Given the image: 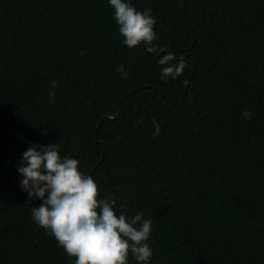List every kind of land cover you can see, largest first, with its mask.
Instances as JSON below:
<instances>
[{"label":"trees","instance_id":"1","mask_svg":"<svg viewBox=\"0 0 264 264\" xmlns=\"http://www.w3.org/2000/svg\"><path fill=\"white\" fill-rule=\"evenodd\" d=\"M127 2L184 58L177 79L122 42L108 0H0V264H74L20 187L34 144L152 220L148 264H264V0Z\"/></svg>","mask_w":264,"mask_h":264},{"label":"clouds","instance_id":"2","mask_svg":"<svg viewBox=\"0 0 264 264\" xmlns=\"http://www.w3.org/2000/svg\"><path fill=\"white\" fill-rule=\"evenodd\" d=\"M108 2L114 9L122 42L129 49L143 44L146 52L159 57L157 63L162 66L165 83L169 77L175 80L183 74L188 66L184 58L177 59L154 43L156 20L151 9L138 11L127 0ZM117 71L124 78L129 75L123 68ZM57 83L53 80L51 87H57ZM49 103H55L52 91ZM79 163L75 158L61 157L57 144H34L22 154L18 166L23 177L20 187L29 200L41 201L32 208L34 223L49 232L68 257L75 258L74 264H128L129 253L137 264H148L153 255L148 243L152 220L144 219L142 212L132 218L124 212L117 214L116 198L98 199L97 183L79 170Z\"/></svg>","mask_w":264,"mask_h":264},{"label":"water","instance_id":"3","mask_svg":"<svg viewBox=\"0 0 264 264\" xmlns=\"http://www.w3.org/2000/svg\"><path fill=\"white\" fill-rule=\"evenodd\" d=\"M184 12H185V10H184V6H182V14L184 15ZM115 111H116V107H115Z\"/></svg>","mask_w":264,"mask_h":264}]
</instances>
